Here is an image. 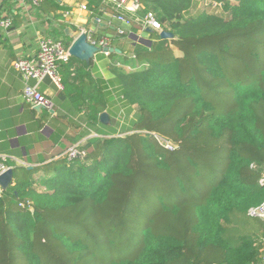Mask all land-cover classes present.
Wrapping results in <instances>:
<instances>
[{"label": "trees", "instance_id": "trees-1", "mask_svg": "<svg viewBox=\"0 0 264 264\" xmlns=\"http://www.w3.org/2000/svg\"><path fill=\"white\" fill-rule=\"evenodd\" d=\"M211 1L222 11L198 0H142L138 15L153 11L173 38H140L139 23L89 1L116 25L110 37L91 32L94 40L139 37L133 56L113 48L105 62L136 111L123 131L133 133H106L100 117L106 111L113 123V98L95 63L67 64L63 93L77 100L38 123L54 117L75 131L45 136L43 153L32 149L24 164L5 161L14 175L0 187V264H261L264 220L249 210L264 202V0ZM62 9L58 0L40 5L55 19ZM66 27L53 35L70 46ZM85 136L78 156H62ZM144 188L158 204L147 224L148 203L135 204Z\"/></svg>", "mask_w": 264, "mask_h": 264}, {"label": "crops", "instance_id": "crops-1", "mask_svg": "<svg viewBox=\"0 0 264 264\" xmlns=\"http://www.w3.org/2000/svg\"><path fill=\"white\" fill-rule=\"evenodd\" d=\"M58 1L63 9L57 12L59 18L55 19L51 14L47 15L40 10V7H35L31 3L22 0H0V21L5 18L12 19L9 28L0 26V155H9L22 162L32 154V149H35L37 153H43L45 136L48 138L54 136L55 133H73L75 129L72 126L69 128L62 125L60 121H55L54 117L43 120V126L39 128L38 120L45 110L38 115L34 106L25 101L23 97L25 81L13 67V61L20 56L34 57L37 54L40 39L46 36L54 37L53 33L60 31L61 23L66 24L65 35L72 38L73 41L82 31L97 32L110 37L112 34L109 29L116 28V25L110 21V18H114L112 13L106 12L104 9L96 16L88 7L83 9V5L87 6L90 0ZM110 8L112 9L113 6L111 5ZM66 12L69 13L66 14ZM67 28L71 30L73 36L66 34ZM134 32L136 31L134 30ZM134 34L126 39L111 40L110 48H115L120 53L119 48L123 47L130 56H133V48L136 43H139V37H149L146 30H139L138 38ZM106 57L107 55L102 52L95 55L92 60L95 63L92 73L99 79L101 78L106 91L112 90L111 97L115 98H109V105H115L117 99L123 103L121 88L116 78L108 72L105 66ZM73 58L67 63H71L69 65L71 71H74L76 66H81L83 62L76 57ZM67 64L61 68L63 80L68 77L69 71L64 68ZM38 88L51 97L54 107L56 106L59 111L64 112L66 106L73 105L74 100H77V98L72 99L70 96L65 97L66 92L63 93V91L68 92L70 87L66 89L64 84V89L59 90L49 78L39 83ZM118 93L120 98L116 97ZM106 96L108 98L110 94ZM260 232V227L253 231L256 238L262 237Z\"/></svg>", "mask_w": 264, "mask_h": 264}, {"label": "built area", "instance_id": "built-area-1", "mask_svg": "<svg viewBox=\"0 0 264 264\" xmlns=\"http://www.w3.org/2000/svg\"><path fill=\"white\" fill-rule=\"evenodd\" d=\"M24 2L31 3L35 7H40L43 0H22ZM107 5H112L113 8L118 12L117 18L126 25H131L133 21H136L141 25V31H147V29H152L158 33L163 31V26L158 19V16L153 11H148L144 16H139L138 12L143 7L142 0H105ZM214 6H219V3L214 2ZM83 9H87L86 5H83ZM69 12H66L68 14ZM12 24L11 18H5L0 21V26L4 28H9ZM154 24L159 25L155 27ZM87 32V31H86ZM120 34H125L126 31L119 29ZM89 40L101 47V52L109 55L110 51L104 50L105 48H110L109 40L106 37H102L99 40H94L90 34ZM69 47L61 39L56 37H42L39 42V47L37 54L34 57H17L12 65L21 74L23 80L25 81V86L23 88V97L25 101L33 106L41 105L44 107L45 111L50 112L54 109V102L51 97L44 94L39 90L38 84L43 82L45 79L49 78L52 83L59 89H64L63 75L61 68L63 64L69 63L72 55L70 54ZM30 80H35L36 84H30ZM155 138L166 148H173L172 144L159 136L154 134ZM80 142L69 148L62 156L68 157V159H73L80 154L79 147H81ZM84 154V153H83ZM11 158L16 164H24L20 160H16L9 155H0V174L9 168L5 161ZM254 168H258L257 165H252ZM264 179L261 180L263 183ZM249 215L255 218L264 220V202L256 207H252L249 210ZM261 264H264V248L261 254Z\"/></svg>", "mask_w": 264, "mask_h": 264}, {"label": "rangeland", "instance_id": "rangeland-1", "mask_svg": "<svg viewBox=\"0 0 264 264\" xmlns=\"http://www.w3.org/2000/svg\"><path fill=\"white\" fill-rule=\"evenodd\" d=\"M198 1L199 2H197V6H199L200 9L201 8H209L211 10H219V12L222 11V9H218V7H220V5L214 6L213 2L211 0H198ZM198 10L199 9L196 8L194 10V12H197ZM177 54H179V53H177ZM34 82L36 84L35 80H30L29 83L32 84ZM117 82H118V80H117ZM32 85H34V84H32ZM110 90L108 89L107 92H111L113 94L112 90L111 91ZM120 92L122 95V93H123V87L122 86H121ZM115 94H116V92H115ZM116 97L120 98V94L118 93V96H116ZM112 98H115V97H112ZM109 109L114 116H113V120H112L113 123L111 124V121H110V123L108 124L109 127L106 129V133L110 134V135L113 134L114 136H125L127 134L133 133V132H123V131H124V126H130L131 121L136 118L137 114H136L135 109L129 108L125 102H123V103H122V101L119 102L118 99H117V101H115V105H110ZM85 141H86V139H82L79 142L81 143V145H84ZM23 163H25V162H23ZM217 165L218 164H216V169H217ZM217 174H218V172H216L215 170L210 172L208 174V177H207V179H208L207 183H209V184L214 183V179H215ZM42 177H43L42 171L37 172L35 175V178L38 180L39 184H42V182H43ZM198 187L200 189H202V178L199 179ZM153 198H154L153 193L151 194L149 192V190L144 188L140 191L139 195L135 199V204L138 206H141L144 203H148L147 204L148 207L145 209L144 215H142L140 217L141 220L144 222H146L147 220L150 219L151 214H153L155 209L158 207L157 202L153 201ZM146 224H147V222H146Z\"/></svg>", "mask_w": 264, "mask_h": 264}, {"label": "water", "instance_id": "water-1", "mask_svg": "<svg viewBox=\"0 0 264 264\" xmlns=\"http://www.w3.org/2000/svg\"><path fill=\"white\" fill-rule=\"evenodd\" d=\"M147 31L152 32L153 30L147 29ZM66 34L69 36H73L69 28L66 29ZM160 35L162 38L174 37V34L172 32L164 30L160 33ZM107 49L110 52L114 50L113 48H105L104 50ZM69 51L73 57H76L79 60L86 62L87 64H91L92 60L95 58V55L101 52V47L97 46L93 42H90L87 32L82 31L77 37H75L74 41L71 43ZM34 110L37 112L38 115H40L44 111V107L41 105H35ZM50 113L54 114L55 110H51ZM100 121L105 125H108L110 123V116L106 111L101 113ZM29 168L32 167L30 166ZM13 175V168H9L0 174L1 190H6L10 186L13 180Z\"/></svg>", "mask_w": 264, "mask_h": 264}, {"label": "clouds", "instance_id": "clouds-1", "mask_svg": "<svg viewBox=\"0 0 264 264\" xmlns=\"http://www.w3.org/2000/svg\"><path fill=\"white\" fill-rule=\"evenodd\" d=\"M154 26H155V27H159V25H157V24H154Z\"/></svg>", "mask_w": 264, "mask_h": 264}]
</instances>
